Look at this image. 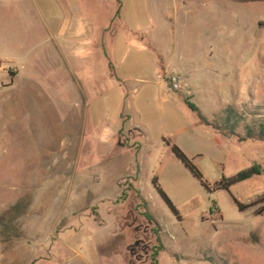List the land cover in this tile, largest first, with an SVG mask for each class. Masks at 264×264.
Wrapping results in <instances>:
<instances>
[{
  "label": "rangeland",
  "instance_id": "374dc122",
  "mask_svg": "<svg viewBox=\"0 0 264 264\" xmlns=\"http://www.w3.org/2000/svg\"><path fill=\"white\" fill-rule=\"evenodd\" d=\"M120 1L129 30L102 39L117 0H85L103 13L58 48L0 0V264H264V141L186 104L264 117V0Z\"/></svg>",
  "mask_w": 264,
  "mask_h": 264
},
{
  "label": "crops",
  "instance_id": "0c3cea01",
  "mask_svg": "<svg viewBox=\"0 0 264 264\" xmlns=\"http://www.w3.org/2000/svg\"><path fill=\"white\" fill-rule=\"evenodd\" d=\"M145 2L154 5L152 10L156 14L160 11V5L164 3V0H147ZM22 4L25 7L21 6L19 8V10H22L21 12L27 15L34 14L42 20V27L48 35L43 43L58 48L74 47L76 39L81 35V30L91 26V24H88L87 16L91 17L92 14L95 16L103 13L99 9L93 11L92 14L89 8L86 11L85 0H10V7ZM122 7L123 3L117 0L114 17L111 16L108 23L98 33L102 36V39L106 38L113 41L119 33L129 30L128 25L121 18ZM139 9L140 7L137 6V10ZM118 12L119 16L117 17ZM104 53L106 55V50ZM108 61L110 60L108 59ZM56 68L58 67L56 66ZM73 77H75L74 73Z\"/></svg>",
  "mask_w": 264,
  "mask_h": 264
},
{
  "label": "trees",
  "instance_id": "16d2710c",
  "mask_svg": "<svg viewBox=\"0 0 264 264\" xmlns=\"http://www.w3.org/2000/svg\"><path fill=\"white\" fill-rule=\"evenodd\" d=\"M119 16V12L116 15ZM188 107L198 113L199 120L205 124L206 126H210L213 129L217 130L221 134L225 136H234L240 142H245L247 140L253 141H264V117H261L259 113L252 112L249 113H241L237 108L233 106H227L221 113H218L213 121L207 120L203 115H201L195 105L190 102H186ZM252 115L251 123H244L246 115ZM244 125L242 126V124ZM241 128H243V133L241 132ZM167 145L171 148L172 154L175 156L177 160H179L192 174L196 177L204 187L210 189V186L203 182V177L199 169L194 165L192 160L186 155V153L176 144H173L171 141L164 139ZM262 174V170L259 166L254 165L253 167L241 171L237 175L231 178L223 177L221 181L216 184V189H226L228 190L231 186L246 181L254 176H258ZM153 184L158 194L167 204V206L171 209L174 214H177V210L173 205L170 198L161 188L158 183L157 178L153 180ZM214 193V191H211ZM246 207L241 205L240 209H245ZM264 207L257 211V214H263Z\"/></svg>",
  "mask_w": 264,
  "mask_h": 264
},
{
  "label": "built area",
  "instance_id": "2783aa9c",
  "mask_svg": "<svg viewBox=\"0 0 264 264\" xmlns=\"http://www.w3.org/2000/svg\"><path fill=\"white\" fill-rule=\"evenodd\" d=\"M173 89L174 90H178L179 89V84L176 82V80H174V82H173Z\"/></svg>",
  "mask_w": 264,
  "mask_h": 264
}]
</instances>
